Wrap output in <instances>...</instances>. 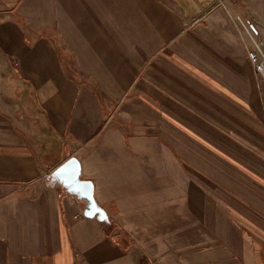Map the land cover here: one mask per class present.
<instances>
[{
	"label": "crops",
	"instance_id": "crops-1",
	"mask_svg": "<svg viewBox=\"0 0 264 264\" xmlns=\"http://www.w3.org/2000/svg\"><path fill=\"white\" fill-rule=\"evenodd\" d=\"M214 4L0 0V264H264V0Z\"/></svg>",
	"mask_w": 264,
	"mask_h": 264
},
{
	"label": "water",
	"instance_id": "water-1",
	"mask_svg": "<svg viewBox=\"0 0 264 264\" xmlns=\"http://www.w3.org/2000/svg\"><path fill=\"white\" fill-rule=\"evenodd\" d=\"M80 173V161L72 156L52 171L51 184L61 186L68 194L82 201L85 205L83 213L85 218H96L100 222L108 223L109 217L106 211L97 204L94 198L93 183L82 180Z\"/></svg>",
	"mask_w": 264,
	"mask_h": 264
},
{
	"label": "built area",
	"instance_id": "built-area-1",
	"mask_svg": "<svg viewBox=\"0 0 264 264\" xmlns=\"http://www.w3.org/2000/svg\"><path fill=\"white\" fill-rule=\"evenodd\" d=\"M226 1L227 0H215L214 6H222ZM244 29L248 30L246 26H244ZM249 37L253 42V48H247L248 60L256 74L262 80H264V52L259 43L252 37L251 34L249 35Z\"/></svg>",
	"mask_w": 264,
	"mask_h": 264
},
{
	"label": "trees",
	"instance_id": "trees-1",
	"mask_svg": "<svg viewBox=\"0 0 264 264\" xmlns=\"http://www.w3.org/2000/svg\"><path fill=\"white\" fill-rule=\"evenodd\" d=\"M116 229L115 224L112 222V220H109V222L106 224V227L104 229V234L106 236H109L113 241L117 240V236L113 234V231Z\"/></svg>",
	"mask_w": 264,
	"mask_h": 264
}]
</instances>
